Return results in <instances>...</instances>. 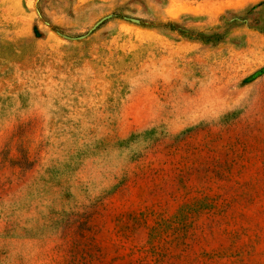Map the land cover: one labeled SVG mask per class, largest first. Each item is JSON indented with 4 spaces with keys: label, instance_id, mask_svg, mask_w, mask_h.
I'll use <instances>...</instances> for the list:
<instances>
[{
    "label": "rangeland",
    "instance_id": "obj_1",
    "mask_svg": "<svg viewBox=\"0 0 264 264\" xmlns=\"http://www.w3.org/2000/svg\"><path fill=\"white\" fill-rule=\"evenodd\" d=\"M0 264H264V0H0Z\"/></svg>",
    "mask_w": 264,
    "mask_h": 264
},
{
    "label": "trees",
    "instance_id": "obj_2",
    "mask_svg": "<svg viewBox=\"0 0 264 264\" xmlns=\"http://www.w3.org/2000/svg\"><path fill=\"white\" fill-rule=\"evenodd\" d=\"M164 27L166 28H170V29H173V30H178L182 33H184L185 31L188 32L189 30L186 29V28H182L180 27L179 25L175 24V23H169V24H165ZM192 36V35H191Z\"/></svg>",
    "mask_w": 264,
    "mask_h": 264
}]
</instances>
